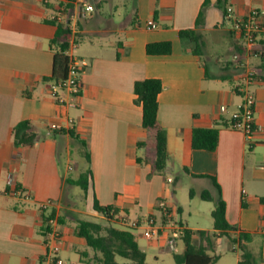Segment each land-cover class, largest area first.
I'll return each mask as SVG.
<instances>
[{"label":"crops","instance_id":"0c3cea01","mask_svg":"<svg viewBox=\"0 0 264 264\" xmlns=\"http://www.w3.org/2000/svg\"><path fill=\"white\" fill-rule=\"evenodd\" d=\"M89 1L95 11L79 19L76 36L75 55L88 62L80 95L61 92L56 98L48 80L61 53L55 19L59 1L0 0V264H54L46 247L52 227L61 235L63 264H89L92 250L76 236V226L80 220H106L94 209L95 199L130 221H163L160 203L165 202L188 229L208 230L184 222L179 196L188 188L191 200L201 199L204 191L217 197L213 178L221 187L228 223L252 235L247 246L264 264V35L256 45L260 55L246 57L243 40L224 24L217 0H211L198 28L205 42L198 56L180 32L197 29L205 0H132L126 14L116 0ZM109 2L111 10H105ZM230 6L240 17L251 10L264 14V0H234ZM153 23L157 29H150ZM168 41L172 54L147 53L149 44ZM237 53L245 67L234 60ZM249 72L256 75L249 87L256 97L251 140L230 128L232 114L244 102L240 86ZM146 79L163 83L158 116L170 155L163 174L153 173L138 147L147 131L134 85ZM24 121L31 123L38 141L16 147L13 129ZM52 124L64 129L52 131ZM213 127L220 129L217 150H195L194 129ZM87 170L91 176L84 194L67 180ZM14 188L32 199L14 196ZM46 201L53 203L43 210L40 204ZM113 223L131 231L146 254L144 244L167 249L164 239L149 241L141 229ZM231 250L238 264L242 252L236 246Z\"/></svg>","mask_w":264,"mask_h":264},{"label":"trees","instance_id":"16d2710c","mask_svg":"<svg viewBox=\"0 0 264 264\" xmlns=\"http://www.w3.org/2000/svg\"><path fill=\"white\" fill-rule=\"evenodd\" d=\"M69 6L76 0H66ZM234 0H217L216 6L222 10L224 15ZM211 6V0H205L201 13L197 20V29H188L180 32V38L185 44H189L193 53L202 56L205 42L203 34L198 30L204 23L206 10ZM71 31L65 24H58L57 41L61 42V53L55 58V71L51 80L64 79L68 72V57L65 51L68 48V41ZM173 51L172 42H159L149 44L147 53L152 56L170 55ZM163 91V83L160 79H146L137 81L134 85V93L137 96L136 102L143 108V127L147 131L145 141L138 144V147L145 150L144 162L151 166L154 174H163L170 161L167 148V132L159 121V95ZM13 137L16 147L34 145L38 141V135L34 132L29 121L19 123L13 129ZM220 141V129L196 128L193 132V148L195 150L216 151ZM140 160V163L143 162ZM186 172L188 170H185ZM91 171L82 173L78 179H68L67 183L80 187L84 194L88 191ZM218 190L215 197L210 191H204L201 199L206 202H213L215 207L211 213L214 228L209 230L186 231L183 237L185 249L182 254L175 255L177 264H216L218 256H212L217 241L226 237L242 252L238 264H260L249 250L247 243L251 242L252 235L245 232H237L227 220L226 203L222 198L221 187L213 178ZM190 196L193 198L194 192ZM94 209L105 217L107 225L80 220L76 226V236L85 239L88 247L94 252L89 259V264H119L117 257L124 258L133 264H150L147 254L140 248L135 235L129 230L117 228L113 221L119 212L111 207H102L95 199ZM158 264V263H153Z\"/></svg>","mask_w":264,"mask_h":264},{"label":"built area","instance_id":"2783aa9c","mask_svg":"<svg viewBox=\"0 0 264 264\" xmlns=\"http://www.w3.org/2000/svg\"><path fill=\"white\" fill-rule=\"evenodd\" d=\"M51 0H44L45 3H50ZM59 6L57 10L56 21L65 24L71 31L69 38V47L65 52L68 57V72L64 79L53 81L50 85V90L54 97H58L61 92H68L73 96H79L82 89V75L88 62L81 60L75 55L78 49L76 36L78 33L79 19H85L88 14L95 11L93 4L89 0H76L69 6L66 0H58ZM74 7V8H73ZM263 13L259 10H251L247 15L240 17L236 16L233 7L229 6L227 13L224 15V24L230 27V30L237 34L245 44L246 57H258L260 52L256 45L264 35V18ZM157 24L150 25V29H157ZM234 60L240 64V67H245L242 62V55L235 54ZM256 80V75L249 72L245 78V82L240 86V91L244 93V102L238 107L237 111L232 114L230 128L234 131L244 134L247 140L253 139L256 134L255 113H256V97L250 91L249 87ZM225 111V108H222ZM68 124L73 125L74 120L68 119ZM52 131H62L64 126L61 124H52ZM10 185L12 181L10 180ZM0 192H2L0 184ZM5 193L10 191L4 190ZM16 197H25L32 199L31 196L14 188L11 192ZM52 201L42 202L41 209L46 210L52 205ZM160 208L163 212L164 219L159 222L155 217H149L142 221H130L127 216H115L122 225L129 227L132 230L141 229L143 237L149 241L165 240L166 247L170 250H176L178 241H182L188 228L175 219V212L165 202L160 203ZM52 226L57 224L55 219L49 220ZM61 235L59 231L52 227L47 233L46 247L49 257L54 264H63V261L58 257L60 252L59 242Z\"/></svg>","mask_w":264,"mask_h":264},{"label":"rangeland","instance_id":"374dc122","mask_svg":"<svg viewBox=\"0 0 264 264\" xmlns=\"http://www.w3.org/2000/svg\"><path fill=\"white\" fill-rule=\"evenodd\" d=\"M111 3L112 2L105 3V10H111ZM114 3L115 5H119L120 3L119 5L120 11L124 12L125 14L128 12H131L133 9L132 0H122L121 2L116 0ZM114 10L115 9H112V11ZM74 173L76 174V172ZM77 190L81 191V188H78ZM179 199L181 200V202H183L184 212H183L182 218L185 223L187 222L191 227H194V228H202V229H208V230H211L214 228V221L211 215V212L215 207V204L213 202L203 201L199 197L195 198L194 200H191L189 197L188 188H186L180 194ZM180 219L181 218L179 216H176V220L179 221ZM94 221L104 224V225L108 224L106 220H102L98 218L94 219ZM220 240L217 241L216 249L211 252L212 256L220 257L219 261L216 264H236L237 253L231 250L232 246H235V245L232 243V241L226 239L225 237L222 241ZM144 243H146V241ZM145 245L146 244H144V249L147 252L148 262L150 264H153V263L177 264L174 256L182 254L185 249V244L183 241H178L176 250H170L169 248H167L166 250H159V249L151 250L150 248H148L147 245L146 246ZM236 247L239 249L238 246ZM90 256L91 257L94 256L93 251H91ZM116 261L119 264L130 262L121 257H117Z\"/></svg>","mask_w":264,"mask_h":264}]
</instances>
